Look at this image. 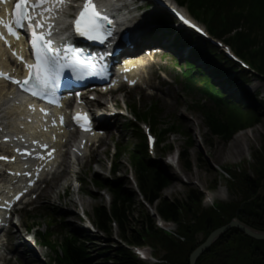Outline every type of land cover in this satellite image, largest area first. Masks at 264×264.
I'll return each mask as SVG.
<instances>
[{
  "label": "rangeland",
  "instance_id": "obj_1",
  "mask_svg": "<svg viewBox=\"0 0 264 264\" xmlns=\"http://www.w3.org/2000/svg\"><path fill=\"white\" fill-rule=\"evenodd\" d=\"M250 23V25H252L250 28L243 26L244 24L240 27L246 32L245 34L250 42L249 47L254 49L259 55L264 56V18L254 15ZM252 77L248 79L249 82L253 81L250 84L251 90L255 89L259 98L264 100V82L258 80V77ZM167 95L171 102L170 104L163 103L160 122L170 123L173 121L174 124H177L175 126H178V129L176 133H169L166 137H161L160 141L163 142L155 152L157 156L160 154L166 155V152L169 150L168 155L170 158V164L163 161L164 166H161L167 181L164 188L163 186L161 187L159 193L162 198L165 197L169 201H179L182 202L181 204H183V201L186 202L187 208L191 206L192 210L189 214L183 213L181 215V222H184V228L181 231L178 232L177 227L171 229L172 233L178 234V236L176 235L177 237H175L170 244L171 249L169 253H167V251H162L164 254L167 253L165 255L162 254L166 257L164 259L165 264H188L189 255L191 253L190 249L198 245L195 244V241L205 239L204 235H206V232L217 234L216 238L211 243L215 245L211 248L216 249L217 246L223 248L226 252L223 254L224 256H226L227 251L232 256L233 253L237 251L238 247H242L243 243L241 242L247 241H249L248 244H252V247L249 249L256 248L257 250L255 252L261 254L264 248V239L248 237V234L243 231L244 229L242 226L239 227L237 223L238 221L245 227L248 224H255V226L251 228L255 231L264 229L263 226L258 227L259 220L251 218L253 217L251 210L238 209L234 214H231L230 211L233 212L238 205L225 204L222 211H224V214L227 213L228 216H221L222 219L220 218V220L215 214H211L209 218L203 217L202 212H206L205 209L211 207V205H205L204 199L201 205L193 204L191 196L193 193H201L204 197L206 191L212 190L215 196L214 204L218 202L225 203L232 199H239V196H243L244 198L242 199H244V201L250 199L251 196H249L250 194L247 190H241L242 186L237 187L236 185L233 187V191H231V184L238 183L237 180L235 181V179L232 178V174H228L226 171H234L236 177H238V174H241L243 170L249 172V183L251 186H253L254 183L259 184V177L264 176V106L260 105L249 108L250 114L244 112V117L237 122L240 123L241 126L235 134L231 136H214L206 128L202 116L191 112L190 109L187 108L191 104L190 99L202 98V95L198 91L194 92L193 95L186 96L180 85H173L169 88ZM134 101L137 102V100ZM149 101V98H145V102L140 103L138 107H146ZM123 122L124 121H120L118 124L120 125ZM146 124L151 126L149 122H146ZM132 135L133 129H126L119 126L117 134L114 135L116 137L113 139V142L117 141L119 143H131L135 145L136 140L131 138ZM236 138H240V140L237 141L238 143L235 142ZM164 141L166 143H164ZM166 145L171 146L169 148ZM233 145H239L240 147L233 151V148L231 149ZM110 147L111 146L108 145L106 153L99 155L97 158L98 161L95 166L102 175H108L109 173L106 168L107 163L112 158L110 155L111 150H109ZM159 151H162V153ZM179 153H183V156L186 158L189 165L187 169L183 167L182 169L181 164L176 160V154L178 155ZM176 165L179 166L181 173L178 172V167H176ZM117 167L120 175L125 176L131 173L127 156H122V160L118 161ZM90 172L92 173L93 171ZM125 180L126 178L122 180V183ZM64 187V182L60 181L56 187L54 186L50 189V193H48V196L44 199L46 203L45 208L49 211L51 210L50 212L60 223V227L66 229V232H72L74 227L80 228L78 231L79 233H77L82 234V238L87 237L90 240L87 242V246L89 247L90 257L94 262H98V264H114L111 260V253L106 259L107 253H105V251L110 246L115 245L118 240V228L113 227L111 228L110 234L101 236L102 234L92 233L91 230L90 232H84L85 227L76 223L79 217L78 213H81L82 210L88 214V218L92 222L91 216L94 208L98 205L107 203L106 197H108V192L104 190V192H89L86 194L82 193L80 188L78 189L75 185L69 190L65 198L62 199V197H60V201L54 202L56 198L55 200L52 199V195L54 196L56 194L54 192H59L61 194ZM132 187V182L128 180L123 189L130 190L128 193H130L132 201L134 202V206L132 207L134 220L138 221V226L140 227V225L144 223L145 214H147V212L150 213L151 207L147 208L145 204V207L142 205L140 202L142 199L131 189ZM262 188L264 189V183ZM259 196L260 203L257 202V204L250 209L262 215L264 214V198L262 197L264 196V190L263 192L259 191ZM230 215L231 219H228ZM139 227L133 226V228L137 229H139ZM256 227H258V230ZM237 230H239V232ZM221 232H223L222 235L219 234ZM95 234L96 236H94ZM199 234L203 236L198 237ZM227 234L228 236L225 240ZM253 235H255V237H261L262 233L254 232ZM105 236L106 238H104ZM229 236H232V238L229 239ZM144 241L153 244V240L150 237L145 236ZM233 241L235 242L233 243ZM159 242L160 239L156 241V243ZM158 254H161V251H159ZM249 254L252 255L253 253L249 252ZM240 256L244 257L246 262L248 261L245 255ZM198 257L211 258L209 247L202 251ZM260 257H262V264H264V255ZM154 258L157 259L156 257ZM230 260L232 261V259ZM246 262L245 264H249ZM219 263L221 264V262ZM27 264H49V259H38V261L35 262L30 259ZM148 264L153 263L150 262Z\"/></svg>",
  "mask_w": 264,
  "mask_h": 264
},
{
  "label": "trees",
  "instance_id": "obj_2",
  "mask_svg": "<svg viewBox=\"0 0 264 264\" xmlns=\"http://www.w3.org/2000/svg\"><path fill=\"white\" fill-rule=\"evenodd\" d=\"M193 2H198V0H193ZM216 2L219 3L218 1ZM216 6H218V4H216ZM238 11H240L241 14L236 11L238 15H236L235 17L239 19L245 18L244 19L245 24H247L248 26H252L250 25V22L252 21V17L250 16V14H254V12L252 11L245 12L244 10H238ZM243 13H250V14H246L243 17L242 16ZM225 14L227 16L229 15L226 12ZM209 125L211 126V129L213 130L214 133L219 134L221 136L226 135L224 130L219 131L218 124L210 123ZM188 166L189 165L187 162L185 164V167L188 168ZM149 170L150 169L147 163L145 162V160L140 158L136 166V172H137V176L140 180L141 185H143L142 186L143 189L147 187L148 185L147 181H148ZM262 178L263 177H259V180H261ZM153 183H154L153 184L154 186L151 187V189L150 188L148 189L149 191L146 192L145 198L150 205L155 206L157 214H159L162 218L166 220L177 221L181 219V215L183 213H186V214L190 213L192 208L191 206L187 208L186 202L183 201V204H181L182 202H179V201L172 202V201H169L165 197L164 198L161 197L159 191L162 187L163 179L160 178L158 173H155ZM242 184L243 185H242L241 190H244V191L247 190V192L250 194L248 195L251 197L256 194L257 189L259 187V185L255 183L253 186H251L249 181L245 178ZM191 201L193 204H198L200 201L199 194L193 193L191 196ZM125 203L126 202H123L121 200L114 201L112 205V216L111 217H109L107 214V211L102 208V211L99 212V216H98V219L100 220L101 228L105 232H109L110 227H111V222L115 221L120 228L121 235L125 239H129L133 243H142V238H144V234L146 235L145 226L147 225V228L150 229L151 231L154 230V220L151 219V217L147 214L145 216L146 220H144V223L141 224V229L143 231L142 234L137 233L135 229L133 228V226L139 227L138 221L134 220V215L131 210V204L130 203L125 204ZM252 215L253 217L251 218H255L260 221L258 222V227L260 226L264 227V214L260 215L252 210ZM218 219L220 220V218ZM251 225L255 226V224H251ZM146 236H150V235H146ZM248 242L249 241L243 242L242 247L237 248L238 260L246 262L245 258L240 256V255H245V257L248 259L246 263L257 264L259 262V260L257 259L258 253L255 252V249H249L252 247V245L248 244ZM68 243H71V242H68ZM67 248H68V256L66 259H67L68 264H92L91 260L89 259V254L87 253L85 248L83 247L76 248L75 246L71 244H68ZM112 252H113L112 257L116 264H138L131 258L130 254H128L126 251L122 249L118 248L116 250H113ZM249 252H252L253 254L251 255L249 254Z\"/></svg>",
  "mask_w": 264,
  "mask_h": 264
},
{
  "label": "snow or ice",
  "instance_id": "obj_3",
  "mask_svg": "<svg viewBox=\"0 0 264 264\" xmlns=\"http://www.w3.org/2000/svg\"><path fill=\"white\" fill-rule=\"evenodd\" d=\"M55 2H57V0H38V3L31 5V7L33 9L40 8L41 11L39 15L43 16L45 12L51 11L50 7L46 8L44 5ZM28 4L29 0H22L21 3H17L16 9L20 11L16 19L12 23L3 25L7 29L8 34L11 36L19 38V35L21 34L14 30L13 25L27 27L31 36L30 43L33 50L35 63L33 65H26V67L29 68L30 73L26 80L23 82L14 80L13 82L18 84L25 91L35 89L32 91V95L34 96L45 97L48 94V91L54 89L56 82L60 80L62 69L65 66L74 68L75 64L69 65L67 59L62 62L58 53L54 52V50L50 47L52 43L51 40L45 39L44 32H40L38 34L37 29H43L45 25L39 20L36 21L35 25H33V20L35 18L27 12L26 9ZM177 16H179V19L183 23L190 24V22L180 13H177ZM85 17H87L89 24L88 26L82 27V21L85 19ZM26 19L27 25L24 23ZM100 20L111 24V20H109L107 16H100V14L96 11L92 0H85L84 9L80 12V18L75 22V32L80 36L86 37L88 40L104 43L105 40H107V38L112 35V33L109 29L103 27V25H99L97 23ZM191 27L196 28L197 31H201L196 25H191ZM48 28L50 29L51 25H48ZM47 35H51V32L49 31ZM2 38L3 33H0V39ZM65 51H67V49ZM71 86L72 83L71 79L69 78L65 81V87L70 88ZM76 119L80 120L81 117L78 115ZM84 119L86 120V118ZM44 147L47 146L45 145ZM17 151L19 152L20 150L17 149ZM28 154L31 155V153ZM0 159L7 160L8 158L0 157ZM28 175L31 174L28 173ZM19 198V196L16 197L17 200Z\"/></svg>",
  "mask_w": 264,
  "mask_h": 264
},
{
  "label": "clouds",
  "instance_id": "obj_4",
  "mask_svg": "<svg viewBox=\"0 0 264 264\" xmlns=\"http://www.w3.org/2000/svg\"><path fill=\"white\" fill-rule=\"evenodd\" d=\"M214 202H215V196L212 193H209L204 199L205 205H212L214 204Z\"/></svg>",
  "mask_w": 264,
  "mask_h": 264
},
{
  "label": "bare ground",
  "instance_id": "obj_5",
  "mask_svg": "<svg viewBox=\"0 0 264 264\" xmlns=\"http://www.w3.org/2000/svg\"><path fill=\"white\" fill-rule=\"evenodd\" d=\"M2 91H3V88L0 87V95L2 94ZM263 102H264V101H263ZM13 109H14V107H13L11 110H9V113H10V114L12 113ZM11 116H12V114H11ZM0 119H1V118H0ZM1 120H3V119H1ZM5 122H8V120H6ZM1 123H2V122H1ZM232 133L235 134L234 132H232ZM233 134H232V135H233ZM238 140H240V138H236V139H235V142L238 143V142H237ZM239 147H240L239 145H233V146L231 147V149L233 148V151H234V150H236V149L239 148ZM258 185L261 186L262 184L259 183Z\"/></svg>",
  "mask_w": 264,
  "mask_h": 264
},
{
  "label": "water",
  "instance_id": "obj_6",
  "mask_svg": "<svg viewBox=\"0 0 264 264\" xmlns=\"http://www.w3.org/2000/svg\"><path fill=\"white\" fill-rule=\"evenodd\" d=\"M241 227V226H240ZM244 230V232H246L247 234H249V235H251V236H254L255 237V235H253L254 233L252 232V231H250V230H247L246 228H244V227H242ZM261 236H263L264 237V235H261ZM255 238H259V239H262V237H255ZM195 253L192 255V257H191V263H193V261H194V258H195Z\"/></svg>",
  "mask_w": 264,
  "mask_h": 264
}]
</instances>
